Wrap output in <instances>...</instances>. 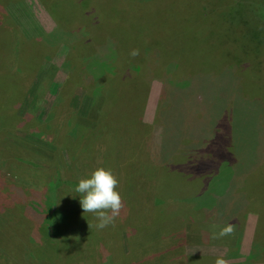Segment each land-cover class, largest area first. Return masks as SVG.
<instances>
[{
  "label": "rangeland",
  "instance_id": "rangeland-1",
  "mask_svg": "<svg viewBox=\"0 0 264 264\" xmlns=\"http://www.w3.org/2000/svg\"><path fill=\"white\" fill-rule=\"evenodd\" d=\"M262 45L264 0H0V264H264Z\"/></svg>",
  "mask_w": 264,
  "mask_h": 264
},
{
  "label": "clouds",
  "instance_id": "clouds-1",
  "mask_svg": "<svg viewBox=\"0 0 264 264\" xmlns=\"http://www.w3.org/2000/svg\"><path fill=\"white\" fill-rule=\"evenodd\" d=\"M137 50L131 52L138 55ZM119 181L111 169L103 166L96 168L87 178H82L75 186L81 208L85 213H92L97 221L96 227L104 229L113 224L120 216L123 208L122 196L118 191ZM231 224L220 228L216 238H222L232 233ZM215 264H225L223 259L217 258Z\"/></svg>",
  "mask_w": 264,
  "mask_h": 264
},
{
  "label": "trees",
  "instance_id": "trees-1",
  "mask_svg": "<svg viewBox=\"0 0 264 264\" xmlns=\"http://www.w3.org/2000/svg\"><path fill=\"white\" fill-rule=\"evenodd\" d=\"M261 48H264V45H262L261 46ZM98 58H100V59H102V57H104V56H102V55H98L97 56ZM107 58H112L111 56H109V57H107ZM104 60V59H103ZM103 60H101V61H103ZM100 61V62H101ZM67 80V79H66ZM12 85L13 86H15V87H18V82H16L15 80H13V82H12ZM62 86H64V84L62 85ZM61 86V87H62ZM60 91V90H59ZM68 91V90H67ZM0 95H1V93H0ZM2 96V95H1ZM58 99V98H57ZM56 99V101H54V103H53V105H56L57 103H58V100ZM1 113H2V111H1ZM227 141H228V139H226ZM246 172H247V170H244L243 172H242V174L243 175H245L246 174ZM230 175V173H228L227 174V178H228V176ZM239 175H241V173H239V172H235V178H237ZM231 178V177H230ZM9 201V200H8ZM11 201H9L8 202V204L10 203ZM207 202H209V201H207ZM226 206H228V211L229 212H232V210L234 211V208H235V203H230V205H227L226 204ZM204 208V207H203ZM203 208H199L200 210L201 209H203ZM218 209H219V211H218V215L219 216H224L225 218H226V216H229V214L226 212V211H224V209L222 208V207H219L218 206ZM193 212H195L194 210H193ZM29 221H32L31 219H29ZM29 223V222H28ZM260 243V242H259ZM172 246V245H171ZM194 258V259H193ZM203 260L205 261V264H211L213 261H214V259L212 258V257H206V256H193L191 259H190V264H192V262H193V264H202V262H203Z\"/></svg>",
  "mask_w": 264,
  "mask_h": 264
}]
</instances>
